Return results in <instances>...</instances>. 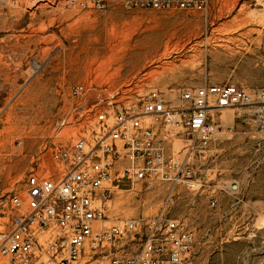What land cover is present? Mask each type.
Here are the masks:
<instances>
[{
    "label": "rangeland",
    "instance_id": "rangeland-1",
    "mask_svg": "<svg viewBox=\"0 0 264 264\" xmlns=\"http://www.w3.org/2000/svg\"><path fill=\"white\" fill-rule=\"evenodd\" d=\"M164 17L172 21L160 31ZM80 84L111 99L112 110L136 112L152 92L173 108L185 106L187 89L250 92L251 106L210 113L216 138L207 148L173 136L169 147L194 169L195 186L117 191L108 217L178 221L196 234L193 264H264V0H209L204 12L0 0V195L23 194L29 175L51 165L56 124L74 115L71 89ZM61 137L68 141V129Z\"/></svg>",
    "mask_w": 264,
    "mask_h": 264
},
{
    "label": "built area",
    "instance_id": "built-area-1",
    "mask_svg": "<svg viewBox=\"0 0 264 264\" xmlns=\"http://www.w3.org/2000/svg\"><path fill=\"white\" fill-rule=\"evenodd\" d=\"M66 2L80 11L204 12L209 0ZM71 99L74 115L56 124L51 165L29 175L23 194L0 195V263L193 264L194 231L163 213L112 224L108 213L114 193L139 185L150 189L154 183L195 186L194 169L169 147L173 136H189L207 148L216 138L210 113L251 106L253 95L216 84L184 90L183 108L152 92L141 112L116 111L96 87L80 84L71 89ZM102 103L108 106L102 109ZM67 129L69 139L62 141Z\"/></svg>",
    "mask_w": 264,
    "mask_h": 264
},
{
    "label": "bare ground",
    "instance_id": "bare-ground-1",
    "mask_svg": "<svg viewBox=\"0 0 264 264\" xmlns=\"http://www.w3.org/2000/svg\"><path fill=\"white\" fill-rule=\"evenodd\" d=\"M153 40L154 39H151V40H147V41H152L153 42ZM152 45H148V46H146V47H150V49L152 48V49H154V50H157L158 49V46L156 45V43L155 42H153V43H151ZM163 48L165 49V53L162 55V57H168V56H170L169 54L170 53H168V44H165V46H163ZM177 49V48H176ZM175 49V50H176ZM178 50V49H177ZM141 52V51H140ZM138 53V52H137ZM148 64V63H147ZM146 64V65H147ZM171 67H173V64H171V65H168V66H165V67H163V71H166V70H169V69H172Z\"/></svg>",
    "mask_w": 264,
    "mask_h": 264
},
{
    "label": "crops",
    "instance_id": "crops-1",
    "mask_svg": "<svg viewBox=\"0 0 264 264\" xmlns=\"http://www.w3.org/2000/svg\"><path fill=\"white\" fill-rule=\"evenodd\" d=\"M171 21L172 19L169 17L162 18L161 21L158 23L159 30L161 31L163 27L165 28L166 26H168L171 23Z\"/></svg>",
    "mask_w": 264,
    "mask_h": 264
}]
</instances>
